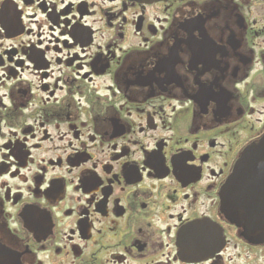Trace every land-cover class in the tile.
I'll list each match as a JSON object with an SVG mask.
<instances>
[{
	"label": "flooded vegetation",
	"instance_id": "af4514ba",
	"mask_svg": "<svg viewBox=\"0 0 264 264\" xmlns=\"http://www.w3.org/2000/svg\"><path fill=\"white\" fill-rule=\"evenodd\" d=\"M264 0H0V264H264Z\"/></svg>",
	"mask_w": 264,
	"mask_h": 264
},
{
	"label": "water",
	"instance_id": "95a60500",
	"mask_svg": "<svg viewBox=\"0 0 264 264\" xmlns=\"http://www.w3.org/2000/svg\"><path fill=\"white\" fill-rule=\"evenodd\" d=\"M262 142H264V139L262 140Z\"/></svg>",
	"mask_w": 264,
	"mask_h": 264
}]
</instances>
